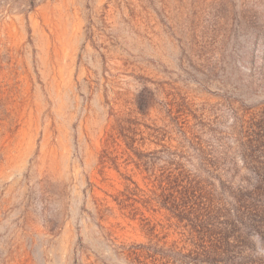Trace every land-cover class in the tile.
<instances>
[{
    "label": "rangeland",
    "instance_id": "rangeland-1",
    "mask_svg": "<svg viewBox=\"0 0 264 264\" xmlns=\"http://www.w3.org/2000/svg\"><path fill=\"white\" fill-rule=\"evenodd\" d=\"M128 113L159 130L142 151L210 185L225 258L264 264V211L237 207L256 185L241 141L264 145V0H0V264H138L123 247L150 237L116 198L143 175L102 163ZM143 212L161 246L198 236Z\"/></svg>",
    "mask_w": 264,
    "mask_h": 264
},
{
    "label": "trees",
    "instance_id": "trees-1",
    "mask_svg": "<svg viewBox=\"0 0 264 264\" xmlns=\"http://www.w3.org/2000/svg\"><path fill=\"white\" fill-rule=\"evenodd\" d=\"M138 107L141 114H148L149 99L143 93L138 96ZM142 125L146 130L141 128ZM155 140H160L159 130L143 124L132 113L116 115L106 140L102 163L115 162L119 168V156L113 155L122 153L126 157L127 165L133 164L143 175L147 187L142 188L133 176L122 174L125 188L116 201L129 217L142 221L143 228L150 237L148 244L123 247V252L138 264H168L161 262V257H179L186 261L185 264H245L230 262L225 258L232 246L227 239L205 235V232L211 231L208 227L210 221H217L223 213L210 185L189 174L169 148L164 147L163 150L148 153L141 150L147 142H156ZM260 140L258 136L254 140L241 141L245 163L256 171V185L250 194L254 202L250 199L237 200L239 212L246 205L250 209L264 211V145H257ZM122 143L125 147L120 152ZM143 210L153 213L164 211L169 228H190L191 235L198 236L179 239L167 248V242L161 246L165 237L160 238L156 233L157 226L152 225ZM251 226L261 230L264 237V221H252ZM199 228L202 230H198Z\"/></svg>",
    "mask_w": 264,
    "mask_h": 264
}]
</instances>
